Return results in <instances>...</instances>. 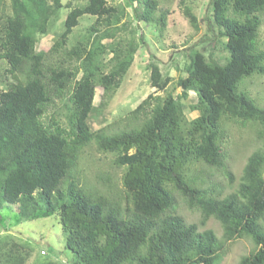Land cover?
Returning a JSON list of instances; mask_svg holds the SVG:
<instances>
[{
    "label": "trees",
    "instance_id": "trees-1",
    "mask_svg": "<svg viewBox=\"0 0 264 264\" xmlns=\"http://www.w3.org/2000/svg\"><path fill=\"white\" fill-rule=\"evenodd\" d=\"M79 1L66 4L62 31L47 51L37 50L36 44L64 8L61 0H9L10 12L0 9V60L8 64L10 76L0 81V210L12 205L27 217L55 214L66 233L64 246L72 253L71 261L30 253V264H214L225 242L244 237L253 248L238 264H264V107L238 90L243 78L264 74V49L257 45L264 0H207L224 38L226 61L192 49L186 76L176 82L180 95L149 93L126 113V127L115 133L89 125L95 87L102 88V97L110 95L135 49L122 38L117 42L108 37L114 36L111 26L119 20L116 7L106 0ZM138 1L143 8L139 18L163 29L165 13L155 15L157 0ZM192 1L180 0L196 25ZM84 14L96 16L95 23L64 49ZM106 51L112 53L109 65L101 57ZM60 52L71 62H46ZM169 81L151 65V86L165 90ZM190 90L196 97L190 108L198 116L187 120L183 100ZM60 101L66 102L64 123L46 118ZM224 119L257 124L261 140L247 157L237 186L225 194L204 187L191 172L192 164L200 163L233 180L220 144ZM91 142L99 151L117 154L120 191L92 192L71 175L79 153ZM106 183L112 186L110 177ZM178 198L200 213L198 223H187L176 212ZM209 218L221 225L223 242L204 228ZM6 241L0 236V246H7ZM12 246L29 253L24 245ZM10 252L0 253V264L27 263Z\"/></svg>",
    "mask_w": 264,
    "mask_h": 264
},
{
    "label": "rangeland",
    "instance_id": "rangeland-1",
    "mask_svg": "<svg viewBox=\"0 0 264 264\" xmlns=\"http://www.w3.org/2000/svg\"><path fill=\"white\" fill-rule=\"evenodd\" d=\"M61 2L64 8L57 11L49 31L38 37L37 50L47 51L49 49L62 31V22L69 9L66 4H75V0H61ZM106 2L118 9L119 17V20L111 26L114 36H108L109 39L113 38L118 42V39L122 38L123 44L130 43L135 50L132 53L131 65L110 95L102 97V88L98 85L95 87L94 110L89 117V125L93 130L103 128L109 133L123 130L127 124V119L124 117L126 113L149 93L163 96L166 92L171 91L174 97L179 96L181 87L176 82L180 77L186 76L185 65L187 56L192 49H199L206 56L218 59L220 63L226 61L227 54L222 47L224 38L218 35L207 0L190 2L191 12L196 17V25H192L183 12L184 4L180 0H157L158 10L155 15L157 16L159 11L165 13V25L161 30L154 23L139 18L138 14L143 8L142 3L138 0H106ZM0 9L10 12L9 0H0ZM260 18L257 45L260 49H264V11L260 14ZM95 19L96 16L88 14L79 17L77 25L74 26L67 38L64 49H68L76 41H80L87 34L88 27L95 23ZM100 29H106L105 25H101ZM106 40L108 39H102L101 42L104 43ZM111 54L110 51L102 53L101 57L106 64H108ZM61 59L71 62V59L63 52H60L58 56L49 57L46 62L50 65L60 64L58 61ZM152 64L159 67L163 77L170 78L165 90H156L154 86H151ZM7 67L8 64L0 60V81L5 82L10 79L5 71ZM238 90L246 92L257 106L264 107V74H253L243 78L239 83ZM195 99V94L190 90L187 98L183 100L184 114L187 120L198 116V111L190 108L195 103ZM65 114H67L66 102L60 101L48 109L46 118L54 116L64 123ZM256 130L257 124L255 123H241L225 119L221 122L220 144L227 156L228 168L232 172V181L222 170L200 163L192 164V174L201 177L204 187H214L224 194L233 190L239 182L247 157L261 146V140L257 137ZM116 155L113 151H99L94 142H91L81 150L77 164L70 173L79 179L82 186L92 192H100L105 195L114 194L121 189L119 179L122 171L121 167L114 163ZM106 177L111 178L112 186L106 183ZM13 208L12 205H5L0 210V236L7 239V246H0V253L11 251L9 254L11 257H24V260H27V263L29 260L28 264H30L31 256L37 258V254L41 250H45L48 257L58 260L65 258L71 261L72 253L64 246L66 233L62 230L55 214L38 212L39 214L37 213L35 216L27 217L17 213ZM176 212L187 223H198L200 220V213L187 208L180 198L177 199ZM204 228L212 229L219 240L223 242L222 227L215 219L209 218ZM13 243L28 247V255L24 254V249L12 246ZM252 248L251 240L245 237L227 241L214 264H238L240 256L248 254ZM31 264H37L36 260Z\"/></svg>",
    "mask_w": 264,
    "mask_h": 264
},
{
    "label": "built area",
    "instance_id": "built-area-1",
    "mask_svg": "<svg viewBox=\"0 0 264 264\" xmlns=\"http://www.w3.org/2000/svg\"><path fill=\"white\" fill-rule=\"evenodd\" d=\"M40 253H41V254H45V250H41Z\"/></svg>",
    "mask_w": 264,
    "mask_h": 264
}]
</instances>
